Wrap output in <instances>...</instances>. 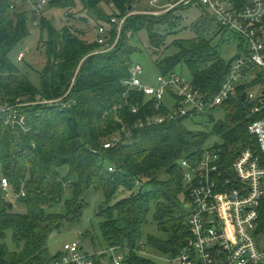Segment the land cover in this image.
<instances>
[{"label": "trees", "instance_id": "obj_1", "mask_svg": "<svg viewBox=\"0 0 264 264\" xmlns=\"http://www.w3.org/2000/svg\"><path fill=\"white\" fill-rule=\"evenodd\" d=\"M28 1L35 4L37 0ZM79 1L83 4L80 14L71 15L69 12L78 7ZM48 3L64 8L81 27L68 21L58 30L47 17L40 20L36 9H26L23 5L27 2L0 0V103L20 98L38 101L23 109L24 122L31 127L29 132L14 130L0 121V181L6 176L16 194L24 190L25 195L17 199L27 207L26 213L10 208L7 192L0 187V264H52L63 251L51 255L47 243L50 235L81 211L84 196L92 188L101 190L108 203L99 213L108 248L124 251V264H160L140 254L139 244L144 240L147 247L174 257L189 241L180 161L201 156L211 134L204 129H189L184 123L186 117L139 125L146 117L170 108L169 98L162 108H156L154 100L143 91L128 89L125 81L131 75L132 55L137 51L131 41L146 31L152 48L176 46L178 52L156 60L160 73L169 75L187 65L193 85L208 98L220 89L229 60L223 56L220 44L206 38L176 39L168 45L172 30L182 24L180 11L186 7L164 15H131L118 45L107 53L95 54L100 45L96 38L87 40L88 27L97 32L100 26H107L112 40L116 29L110 23L111 17L116 11L120 15L134 11L136 0ZM102 4L111 5L110 14L101 10ZM31 18L48 34L47 40H42L47 47V63L41 73V89L9 57L16 44L30 34ZM63 98L74 103L64 107L41 102ZM222 106L227 107V120H217L214 132L220 133L223 142L213 148H223V157L231 165L241 151L256 142L248 132L254 117H248L249 108L241 96ZM115 134L122 135V142L105 149L104 143ZM66 168L69 173L64 175ZM69 187L73 193L67 201L66 214L50 212ZM151 220L159 225L160 234L144 238L143 225ZM9 231L16 245L14 250L6 241ZM91 257L94 264L113 263L105 251Z\"/></svg>", "mask_w": 264, "mask_h": 264}, {"label": "built area", "instance_id": "obj_2", "mask_svg": "<svg viewBox=\"0 0 264 264\" xmlns=\"http://www.w3.org/2000/svg\"><path fill=\"white\" fill-rule=\"evenodd\" d=\"M48 2L36 1L38 14ZM148 4L149 11L134 10L125 15L116 11L110 19L116 37L109 40L111 29L100 26L96 35L100 48L93 53H107L115 48L131 15H163L179 7L202 8L222 31L234 34L241 41V50L236 53L240 57L230 63L220 89L210 98L176 72L160 74L154 85L148 84L143 79L142 65L133 64L131 75L125 81L128 89L143 91L148 99L154 100L156 108H162L169 98L170 108L168 112L146 117L139 125L207 116L239 96L249 108L250 117H254L248 132L256 142L241 151L231 165L219 147L205 148L201 156H188L180 161L185 188L183 208L188 214L190 236L170 261L172 264H264V0H148ZM131 36L129 31L128 37ZM24 58L25 53L21 52L17 60ZM37 102L20 98L16 102L0 103V121L14 130L29 132L31 127L24 122L22 109ZM41 102L64 107L74 103L63 99ZM137 111L135 107L134 112ZM122 140V135L115 134L103 146L110 149ZM0 187L9 195L12 183L8 177L1 178ZM20 195H25V191L15 193L16 198ZM138 248L143 252L146 241L140 242ZM110 250L114 252L113 263L124 264L125 252L116 247ZM52 264L94 262L91 256L81 252V243L72 242L65 245L63 253Z\"/></svg>", "mask_w": 264, "mask_h": 264}, {"label": "rangeland", "instance_id": "obj_3", "mask_svg": "<svg viewBox=\"0 0 264 264\" xmlns=\"http://www.w3.org/2000/svg\"><path fill=\"white\" fill-rule=\"evenodd\" d=\"M81 5L83 6L79 1L78 7L71 10L72 12L69 13L71 15L75 12L80 14L82 8ZM23 6L26 9H35L33 2H27V4ZM149 8L148 0H136L135 10L149 11ZM101 10L110 14L112 7L111 5L102 4ZM92 13H88L90 17L93 16ZM179 15L183 17L182 24L180 28L178 27L172 30L174 34L169 36L167 41L168 45L173 44L172 42L176 39L198 40L199 38H206L212 40L215 44H220L221 52L228 60L241 50V41L234 34L222 31L217 22L209 14L203 11L202 8L183 9V11H180ZM39 16L40 20L42 17H47L58 30H61L68 21L76 23L72 18L68 17L67 11L64 8L50 6L49 3L46 4V7L41 11ZM92 23L95 24L94 22ZM76 24L79 27L82 25L79 23ZM29 28L31 31L30 34L16 44L15 48L9 54V57L12 62L18 65L20 72L28 77L37 88L41 89V73L47 63V47L42 43V40L44 39V41H46L48 34L42 31L41 26L36 24L35 20L32 18L29 22ZM88 30L89 32L86 38L88 41H92L96 38L97 32L92 29L91 26L88 27ZM131 43L137 48V51L132 55L133 64H141L144 69L143 79L146 83L154 85L158 76L161 74L156 64V60L158 58H164L175 54L178 52V48L174 45L168 49L162 48L156 50L155 48H152L151 43H149V35L146 31H141L137 36H134ZM21 52L25 53V58L22 61H18L17 57ZM175 72L186 80L192 81V73L187 65L184 64L179 66L176 68ZM227 115V107L221 106L210 115L187 118L184 123L185 126L191 130L201 131L204 129L207 133H210L211 137L204 147L212 149L215 147V144L223 142V137L220 133L214 132L215 123L218 119L227 120ZM248 117H250L249 114ZM67 173H69V169L66 168L64 175ZM75 177L76 176L73 174L72 178L75 179ZM72 193V187L66 188L63 200L60 203L53 205L50 208V212L66 214L67 201L72 198ZM7 199L14 204L15 211L19 213L27 212V207L23 203L18 202L12 188L9 195H7ZM83 204L84 205L80 211L81 213H74L63 223L60 230L52 232L47 241L49 251L51 255H58L64 250L67 243L79 242L81 243L82 253L93 256L105 251L107 257L110 259L111 256L114 255V252L108 248V245L104 240L101 227L102 216L99 214L100 211L105 209L108 205L106 196H104L101 190L92 188L86 192ZM143 226L144 238L149 234L157 236L160 234L159 225L152 220ZM6 241L12 250L16 249V245L13 243L12 239V231H9ZM140 254L148 256L160 264H172L169 256H164L163 254L156 252L152 247H147L143 252H140Z\"/></svg>", "mask_w": 264, "mask_h": 264}, {"label": "water", "instance_id": "obj_4", "mask_svg": "<svg viewBox=\"0 0 264 264\" xmlns=\"http://www.w3.org/2000/svg\"><path fill=\"white\" fill-rule=\"evenodd\" d=\"M240 56H239V54H236V55H233V57L232 58H230V60L228 61V64L230 65V63L232 62V61H234L235 59H237V58H239ZM10 208H13V206H14V204L12 203V202H10Z\"/></svg>", "mask_w": 264, "mask_h": 264}]
</instances>
